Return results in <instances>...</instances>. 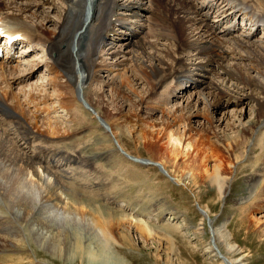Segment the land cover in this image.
I'll list each match as a JSON object with an SVG mask.
<instances>
[{
	"label": "rangeland",
	"instance_id": "obj_1",
	"mask_svg": "<svg viewBox=\"0 0 264 264\" xmlns=\"http://www.w3.org/2000/svg\"><path fill=\"white\" fill-rule=\"evenodd\" d=\"M202 1L208 4V0H192L194 3ZM225 1L229 2L228 0ZM225 1H220V7L212 3L214 4L213 7L218 6L220 11L221 9H226L227 6L224 7L226 5ZM141 2L146 7L149 6L150 9L149 11L142 10V12L139 10L141 15H144L142 16L140 25H138L139 28L136 26V23H134L135 25L131 24L132 28H135L137 32V35L131 38L133 44L127 46L125 40L112 41L110 38H107L106 41L99 45L96 55L98 66L97 68L95 66V73H98L99 76L89 83L91 102L87 100V96H83V90L74 88L73 82L68 77L67 72L64 71L67 66L61 67L57 62L58 55L56 56L54 51L43 55L44 48L40 45H36L37 51L35 53L32 52L23 58L24 65L21 68H24V70L20 74H18L17 70H14L17 73L16 78L9 79L14 83L19 81L18 79L20 78V83H15V86L23 89L21 91L26 93L27 96L25 98H28L27 100H24L25 98L22 99V102L18 101L21 107L11 100L12 94L16 91L14 87V90H11V92H6L7 87L4 86L3 81H0V87L5 89L0 90V94L2 95V101L7 106L1 107L7 115L5 117L0 116V118L6 119L5 124L1 122L3 124L1 126L5 128L4 130L11 138V141L15 145L18 143L21 148L19 150L4 148L0 153V181L7 176L9 170L16 168L19 170V165H22V162L12 164L8 157L19 155L23 158V161H26L27 158L24 155L26 152L30 160L34 162V167L27 169L24 174L26 178L24 179L26 180V184H29V187H25L24 183L19 186L24 190H27L28 187L35 193H31L30 195L37 196L35 202L45 212V215H49L51 219L58 222L73 221L75 219L74 221L79 223L78 226L85 229V231L91 229L87 232L93 233L94 231L95 234L102 235L99 229L102 228L100 225H97L93 221H91V225L82 216L83 212V215L86 214V218H91L94 215L93 209H101L103 218L106 219L109 216L112 220V229L117 231V234L126 231L129 235H132V239L136 243L135 247H129L121 241L117 234L111 240V250L117 253L118 256L123 257L127 264H228L229 255L225 251V246L213 233V228L215 229L219 226L230 236V242L234 245L232 257L239 259L240 264H264V172L260 171L264 167V158H259V156L262 157L264 155V126L259 129L260 131H257L258 133L256 132L255 139L252 138V141L255 140L253 142L254 146L262 144L263 150L259 149L254 152L251 147H248L246 150L247 155L243 159L247 160L249 158V162L253 161V165L255 161L259 164L255 176L257 184L254 189V197L245 198L243 203H247L242 205L237 204V202H240L239 200L243 195H246L245 190L248 188L249 183L247 182L248 171L237 175L235 167L239 163H235L237 166L235 164L231 166V170L229 171L231 187H229L227 195L220 197V194L209 186V181L204 174L198 176L196 185L193 184L189 170L176 166L175 160L177 163L181 162L183 160L182 157H178L175 160L174 158H160L159 153L156 151L157 148L164 146L166 141L163 134L159 131L160 122L163 118L161 112L163 108L169 110L174 115L181 113L182 115H180L184 117L173 125L180 133L185 134L183 142L190 134H195L198 129L202 128L205 135H208L227 154L228 152L224 146L222 147L220 142L216 141L214 131L216 130L221 135L227 134L229 137L234 138L237 134L236 130L242 127V123H245L254 115L256 102L253 100L239 102V100V103L236 102L237 104L235 105L227 104L223 108L215 109L214 115L211 114V116H214V124L210 125L207 122L206 115L208 114V109L210 113L213 112L210 102L213 101L214 95H207L210 89H208L205 82L190 84L191 81L183 76L177 81L175 79L166 80L165 84L168 85V88L163 86L161 87L162 90L159 87L160 94L157 100L152 103L154 109L150 108L152 104L138 105L135 103V100L139 102L142 98L146 97L147 82L144 80L136 83L135 78L131 82L128 78L132 76V71H136V67H134L136 64L139 68H146L148 72L151 70L150 62L147 61L146 57L140 55V48L136 43L140 39H143L144 42L148 40L155 43L157 37L156 35L153 36L154 32H163V34H169V38L161 37L159 39L161 42L158 41L159 43L155 44V47L159 48L158 50L163 48L159 52L157 51L158 54L161 52L165 60L166 58L172 60L170 56L167 57V53H175L174 38H171L172 32L168 30L167 23L164 24L162 19H160L161 23H159V17H156V22L159 23V26L157 25L152 28L151 26H154L151 22L153 14L152 6L148 0H141ZM251 4H255L254 1ZM54 6H57V8L54 9L53 7V9H49L48 4L46 3L45 5L46 11L48 10L46 15H53L50 16V18L53 17V21L47 24L51 29H55L54 24L57 21L59 22L63 15H65L68 2L67 0H55ZM122 9L125 10V8L118 10ZM133 10L136 11V8ZM133 10L121 11L123 13L122 18L123 15L125 17L123 18L126 21L125 24L133 23L134 18L138 17L133 15ZM204 11L206 10L204 9ZM229 12L232 13V10ZM31 14L33 15V12ZM212 14L214 15V13ZM118 15L120 14L118 13ZM77 18L76 13H69V19L71 20L69 21L68 29L66 28V33L69 36L73 32L74 23L77 21ZM113 18H116V16H113ZM262 19L264 24V16ZM201 20L203 21V18ZM209 22L210 24L215 23L212 20ZM164 25L168 29H165ZM121 29L122 31L125 30V28ZM178 30L180 31L181 27ZM193 30L189 29L186 34L187 36L184 37L187 42L194 41ZM246 30L242 28L235 35L243 39L248 31ZM207 32L208 40L220 44L223 43L222 47L226 51L228 50V58L223 64L227 66L229 64L228 67L232 68L235 65L234 56L242 50L241 47L237 44L234 45L233 36L228 34L222 35L219 31L213 32L207 30ZM209 32L214 34L210 35ZM250 34L252 33H247V35ZM68 35L66 37H69ZM205 36L206 34L202 36V39ZM66 39L69 40L70 38ZM250 39L256 41L257 46L262 45L264 49V26L260 27L254 37ZM39 42L45 43L44 41ZM62 47L66 48V45ZM186 47L184 48L187 50L182 49L184 54L181 53L183 52L181 50L176 52V55L179 53L185 57L183 62L189 63L192 60L201 64L205 62L203 53L198 52L202 46L194 47V51L196 52L193 53L191 49ZM32 48H35L33 43ZM244 50H249V48L245 47ZM148 51L153 52L151 49ZM217 53L219 54L220 52L218 51ZM65 59L68 61L71 59L67 52L65 53ZM171 60H166V63L172 64ZM261 60L264 66V55ZM256 62H259V59L252 54V60L248 64ZM174 64L179 66L178 63ZM163 65L164 67L166 66V64H162L161 66ZM185 65L188 66L187 64ZM29 66L33 68L28 69ZM55 66L58 68L57 70L54 69ZM189 68H191L190 65ZM216 71L218 72L217 74H215ZM216 71H214V75H212L213 72L209 74L211 76L207 74V77L222 86L225 84L231 87L232 82H234L233 77L225 74L223 71ZM248 71L249 75L252 73L250 76L257 75L252 68L241 70L243 73ZM152 77L154 80V75ZM189 77H192L194 82L197 79L201 80L198 76L193 77L191 75ZM112 79L118 81L121 88L126 91L129 90V93L131 92L132 101L126 102L122 99V96H119L120 98L118 99L115 97L116 94L112 89V85H108L109 80ZM241 87H243L242 84ZM166 90H169V94L167 92L163 94ZM30 91L33 92L34 97L36 95L35 98H39V106H45V110L37 112L38 108L31 100L33 96ZM251 91L257 96L260 94L258 87H252V89L248 90V92ZM70 92H72L73 96ZM263 95L260 94L262 97ZM69 97L70 99L75 97L73 103L78 108H76L77 110L74 107H68L65 103ZM223 97L220 93L217 100H223ZM15 98L18 100L17 93L15 94ZM189 102H196L195 107L192 105V109L197 110V114H192V109L190 112L188 108L185 109V106ZM87 104L96 110L97 115H94L87 108ZM50 111L54 113L52 114ZM235 111H238L240 116L236 117L234 115ZM47 113L52 115L49 116ZM20 118L23 119L26 127H28L27 129H23L27 130L26 135H23V140L20 138L21 135L16 133L14 129L16 126L11 121L19 120ZM140 118L153 121V127L149 128L155 130V134L150 141L147 140L146 144H142V141L138 139V135L136 134L138 133V127L142 128ZM132 124H135V127H137L132 131H129V128L125 131V127ZM191 125L192 127H190ZM53 129L55 130L54 132ZM111 134L118 139L117 141L120 143L121 149H118L114 145V138L111 137ZM26 136L29 138L26 139ZM36 136L39 137L35 138ZM73 140L75 141L74 143L72 142ZM152 141L153 146L150 144ZM65 143H73V146L76 148H72V150L67 149L65 145H61ZM58 145L63 149V153L57 148ZM124 154H128L129 156L133 154L138 158L146 159L145 162L150 165L132 162ZM70 156H76L78 162L75 163L76 161L72 159V163L69 160L71 159ZM150 161L162 164L169 173L165 174ZM210 163H213V161H210ZM45 179L50 180L49 184L54 183L55 180H58L60 183L56 190L57 196L43 203L39 197L44 193L45 189L47 190V184L44 183ZM0 196V238H9L10 240H6L7 242L0 240V264H83L78 259L70 260L64 256L60 258L55 252L53 253L52 248L44 246L34 232L33 234L31 232V235H29L28 233H24V231L20 232V230H17L21 227V222H17V218L13 219L15 218L14 214L6 211L1 203V198L5 202H7V199L10 202L8 188L2 184L0 185ZM77 196L85 198L82 199L85 202L81 206L78 204V201L76 202L78 200L76 199ZM251 209H253L252 212H250ZM16 211L18 210L16 209ZM249 214H251L250 218ZM5 217H10L11 219L9 218L7 221ZM251 218H256L259 224ZM139 223L152 227L153 234L149 236L143 234L137 228ZM24 224L26 225V221H24ZM30 228H32V225H30ZM18 242L20 243L18 244ZM217 249L222 252L224 257L219 255L220 251Z\"/></svg>",
	"mask_w": 264,
	"mask_h": 264
},
{
	"label": "bare ground",
	"instance_id": "obj_2",
	"mask_svg": "<svg viewBox=\"0 0 264 264\" xmlns=\"http://www.w3.org/2000/svg\"><path fill=\"white\" fill-rule=\"evenodd\" d=\"M22 1L23 0H0V20L6 23H12L14 25V26L6 25L5 26L6 30L9 32H15L17 30L23 31L24 28L26 29L24 32V37L25 39L28 40L29 43L35 40L34 37H36L35 41L38 44L40 43L39 41H44L45 42L44 44H46V50L48 52H52V51L56 52V54L58 55L57 60L59 64L62 67L67 66L64 71L67 72L68 77L73 82L74 88L77 90L78 88L83 90L82 92L83 96H87V100L90 102H91V97L89 95V87H90L89 83L94 81V79L99 76L98 73H97L98 75L95 73V66L96 68L98 66V63L96 62L97 60L96 55L98 52L97 49L99 48V45L104 41L105 38H113V37L119 39V41L125 40L127 46L132 45L133 41L131 38L132 36L135 37L137 34H136V30L134 31V28L133 29L131 28L132 27L131 24L136 23L137 25H139L141 23V19L143 18L142 16H144L141 15L142 10L149 11L150 9L149 6L146 7L145 5H143L141 0H124V1L67 0L68 7L65 9L66 11L65 15H63V17L61 18V20H59V22L57 21L58 23L56 22V24H54L55 29H51L49 26H47V24L48 23L50 24L53 21V17L50 18L52 14L50 16H48V14L46 15L48 10L46 11L45 5L47 3L49 9L51 8L53 9V7L54 9H56L57 6H54L55 0H24L23 2ZM224 1L225 0H223V2ZM238 1L245 2V0H238ZM249 1H254L257 5H259L262 8V10H264V0H249ZM148 2L152 6L151 8L153 11L152 12L153 20L151 19L152 24L158 25L159 23H161L160 19H162L164 21V24L167 23L169 28V29L166 28L164 25L165 29H168L172 32L171 38L172 39L174 38L173 45H175L174 46L175 53L172 52H169V54L167 53V57L170 56L172 60L170 58L169 59L166 58V60H171L172 64H168L169 62L166 63V60L161 55V52L160 54H158V52L163 48L158 50L159 48L155 47V44H157V42L160 41L159 39L161 37L169 38V34L166 35L165 33L163 34V32H158V31L154 32L155 30L153 31L154 32L153 36L156 35L157 37L155 39V43L153 41L150 42L148 40L147 42H144L143 39H140V41L136 43L140 48L139 50L140 55L146 57L147 61L150 62L151 70L150 72H148L146 68H141V67L139 68L136 64L134 66L136 67V71L135 70L132 71L131 74L132 76L128 78V80H131V82L134 81V78L136 83L138 82L140 83L144 80L147 82L146 84L148 87H147V91L145 92L146 97L142 98L139 102L135 100L134 101L135 103H137L138 105L152 104L157 100L158 95L160 94V88L163 86L165 88H168V85L165 84L166 80L175 79L180 76L181 77L184 76L185 78H188L191 81L190 84L205 82L206 85L208 86V89H210L207 95L208 96L214 95L213 101L210 102L211 103L210 105L213 108V112L210 113L208 109L207 110L208 114L206 115L207 122L210 125L214 124L213 121L214 116H211V114L214 115L215 109H218L220 107L223 108L227 104L235 105L241 101L249 102L253 100L256 102V108L253 113L254 115L250 117L248 121L242 123V127L236 130L237 134L234 138L229 137L227 134L221 135L220 132H217L216 130L214 131V137H216L217 139L216 141L220 142L222 147L224 146V148L228 152L227 154H225L218 147V145L215 144L216 142L212 141L208 135L207 136L205 135L204 129L202 128L198 129L195 132V134H190V136L188 135L189 137L186 136L187 138L183 142L184 140L183 137L185 134L183 135L182 132L180 133L177 129H175V127H173V125L184 117L181 116L182 115L181 113H180L181 115L180 114L174 115L169 110L163 108L161 111L163 118L160 122L161 126L159 131L160 133L163 134L166 141H165V145L162 146L161 148H157L156 151L159 153L160 158H165V159L174 158L175 160L178 157L179 158L182 157L183 160L181 162L177 163V161L175 160L176 166L179 168L189 170L190 178L193 184L196 185L198 176H200V174H204L207 180L209 181V186L212 189H215V191L218 194H220V197L227 195V191L229 187H231V183L229 180V174H230L229 171L231 170V166H233V164H235L236 162L239 163L238 166L236 165L237 163L235 164V166H237L235 167L236 173L237 175H241L244 172L246 173L248 171L247 182L249 183V186L245 190L246 195H243V197L239 200L240 202H237V204L242 205L244 203H247V202L243 203V200L245 198L254 197V193H255L254 189L256 187L255 185L257 184V179L255 176H256V171L258 170L257 166L259 163L255 161L254 162L255 164L253 165L252 164L253 161L249 162V158L247 160H243V159L247 155L246 150L248 147H251V149L254 152H256L259 149L263 150L262 144H257L254 146L253 142L255 140L252 141V138H254L255 135L258 133L257 131L264 126V95L263 97L260 96V94H264V77L262 78V76H264V66L261 60L262 56L264 55L263 46L262 45L257 46L256 41L250 39L251 34L246 35L245 38L243 37V39H241V37L239 38L236 35H232L233 34L232 30L229 29L221 30L220 28H218L219 26L217 25V23L210 24L207 18L209 16V12L213 10L212 8H214L213 7L214 4L212 3L211 4L198 3V2L194 3L192 2V0H148ZM245 3L248 4V2ZM203 6L206 7L204 8ZM226 6L229 7L228 8L229 10H232V14L235 16H237V14H241V15L245 14L243 13L244 8L239 6L238 3L234 4L229 1L228 3H226L224 7ZM121 8H125V10L128 9L133 10L134 8H136V11L133 10L134 13L133 15L138 17L134 18L135 20H133V23L127 25L124 23L122 17L116 16V18H113L112 13L113 14L119 13L122 16L123 14L122 12H115ZM204 9L206 11H204ZM139 10H141V12ZM31 12H33V15L31 14ZM70 12L73 14L76 13L78 16L77 21L76 22L74 21L75 23L71 36H69L66 33L67 32L66 28L68 27L69 21L71 20L69 19ZM130 17H134V16H130ZM156 17H159V23L156 22L155 20ZM202 18L203 21L201 20ZM24 20H29L32 24L24 23L23 22ZM257 23H258V19H254L252 25L255 26L257 25ZM121 27H125V30L119 31L118 28ZM180 27L181 30L179 31L178 29ZM165 29L163 28V30ZM189 29H194L193 32L195 39L193 42H187L184 39V37L187 36L186 34ZM206 29L211 30L213 32H217V31H219L220 33L223 32L222 34H228L230 36H233L232 39L234 38L233 39L235 42L234 45L237 44L242 49L240 50V52H238V54L234 53L235 58L231 57L234 58L235 60V65H234L235 67L231 66L232 68H230L228 67L229 64L228 66L226 64H223V62L226 61V59L228 58L227 57L228 50L226 51L222 47L223 43H221L222 44L221 45L218 42H213L208 40L207 38L208 32ZM249 33L252 32L249 31L248 34ZM205 34H206L205 38L202 39L203 38L202 36ZM209 34L211 35L214 33L209 32ZM66 35H68L69 37H66ZM45 36L47 39L46 38L44 39ZM66 38H70V39L67 40ZM61 42L63 43L59 44ZM63 45L64 46L66 45V48L62 47ZM183 46L184 47L187 46L186 48L191 49L192 53L196 52L194 51V47L202 46L198 50V52L203 53V58L205 59V62L203 64H201L200 62L196 63L193 60L189 63L183 62V60L185 59V57L182 55L184 54V51L182 49H185ZM245 47H248L249 50H244ZM149 49L153 50V52L152 51L149 52L148 51ZM170 49H172V47H170ZM178 50L183 51L181 52L182 54L178 53L176 55V52ZM218 51L220 52L219 54L217 53ZM66 52L71 58L69 61L65 59ZM224 52L225 54H223ZM252 54L258 57L259 62L248 64V62H251L252 60ZM174 63H178L179 66L175 65ZM182 63H185L188 66H186L185 64L182 65ZM162 64H166V66L165 67L164 65L161 66ZM189 65L191 66V68H189ZM251 68L253 69L254 72L257 73V75L254 74L255 76L254 75L250 76L252 73L249 75V71L246 73L241 72L242 69H251ZM216 70L223 71L225 74H228L231 77H233L234 82H232L231 87H228L225 84L222 86L217 82L210 80L207 77V74L208 76H211L209 74H212V72H213L212 75H214V71ZM17 71L18 74H20L21 70L18 69ZM217 73L218 72L216 71L215 74ZM15 74L17 73L14 70L9 71L4 66L2 65L0 66V81L4 82V86H6V82H5L6 80L8 81L9 79L16 78ZM152 75H154L155 77L154 80ZM191 75L193 77L198 76L199 78H201V80L197 79L194 82L192 77H189ZM241 84L243 85V87H241ZM108 85H112V89L115 91L116 94L115 97L117 99L120 98L119 96H122V99L126 102L133 100L130 94L131 92L129 93L128 92L129 90L126 91L125 89L121 88V85L120 83H118V81H115L114 79L109 80ZM252 87H258L260 89V94L258 96L252 91L248 92V90L252 89ZM21 90L23 89L19 88L18 90H16L12 94V98H11L12 102L17 103V106L19 107H21V105L18 103V101H21L22 99L25 98V96H27L26 93H23V91ZM168 91L169 90H166L163 94H165L166 92L168 93ZM72 92L70 93L73 96ZM16 93L18 95V100L15 98ZM220 93L224 96L223 100L220 99L217 100ZM1 96L2 95L0 94V102L4 103L2 101ZM35 97L34 96L31 97V100L36 104L38 108L37 112H39L40 110L41 111L45 110V106H39L40 104L39 98L38 97L35 98ZM73 101H75V97L73 99H70L69 97L65 103L67 104L68 107H74L76 109L77 107H75ZM192 105L193 107H195L196 102L187 103L185 109L188 108V111L190 112V110L192 109ZM150 108L154 109L153 104L150 105ZM46 111L48 112V110ZM50 112L52 113V111ZM191 113L195 115L198 113V111L192 109ZM47 114L49 116L52 115L49 113ZM93 114L97 115L96 110L93 111ZM166 114L167 116H165ZM234 115L237 117L240 116V113L238 114V111H235ZM188 120L190 121L189 117ZM140 121H142L141 124L139 122L142 128L138 127V133L136 134L138 135L137 136L138 139L142 141V144L143 143L146 144L147 140L150 141V139L154 137L155 134V130L149 128L152 126L153 121L152 120L148 121V119L146 120L145 118H140ZM14 124L17 127V128L14 127L16 133L20 134L21 135L20 138H22L23 140L24 139L23 135H26V131H27L23 129L28 128L26 127V123L23 121L22 118H20L19 120H16ZM1 125L3 124L2 123L0 124V153L3 151L4 148L11 150L21 149L18 143L16 144L17 145L16 146L11 141V138L6 134V131L4 130L5 128H3ZM107 126L109 125L107 124ZM136 127L135 124L128 125L125 127V131L128 128L130 129L129 131H132ZM190 127H192V125ZM54 131L55 130L53 129V132ZM28 135L30 134L28 133ZM105 135L107 134L105 133ZM37 137L39 136H36L35 138ZM28 138L29 137L26 136V139ZM72 142L74 143L75 141L73 140ZM73 143L72 144L65 143L61 145H65L67 149L72 150V148H76L73 146ZM150 144L153 146V141ZM57 148L60 149L61 152L63 153V149L59 147V145L57 146ZM118 149H121L120 143ZM67 153L65 154L67 155ZM24 155H26L27 158L26 161H23V158L19 155L8 157L9 161L12 164H18L19 162H22V165H19L20 167L19 170L17 168L9 170L7 176L2 178L0 181V185L2 184L3 186L8 188V198H10V202L8 199L7 202H5V200L1 198L2 200L1 203L3 204V207L6 209V211L8 212L10 211L12 214H14L15 218L13 219L17 218L16 221L21 222L22 224L21 227L16 229L20 230V232L24 231V233H28L29 235H31V232L32 234L34 232V234L37 235V238L40 240V242L44 246L52 248L53 253L55 252L60 258L64 256L70 260L78 259L79 262L80 263L82 262L83 264H127L123 257L118 256L117 253L111 250L112 247L110 243L113 236L117 234V231L112 229L113 227L111 224L112 220L109 218V216H107L106 219L103 218V214L100 211L101 209L99 210L93 209L94 215L93 217L91 216V218L90 217L86 218L85 217L86 214L83 215L84 214L83 212H82V216L84 217V220H87V222H89V224L92 225L91 221H93L97 225H100L102 228L99 229L102 235L95 234L94 231H93L94 234L91 233L90 231L87 232L88 230L91 229L85 231V229H82L78 226L79 223L77 221H74L75 219L73 221L67 220L64 222H60V221L58 222L51 219L49 215H45V212H43V210L38 207V203L35 202L37 196L33 194L30 195L31 193L34 192L31 191L30 188H28L29 184H26V180H25L26 178L24 176L25 171L29 168H33L34 162L30 160L26 152L24 153ZM125 155L129 157L128 159L132 162L141 163L143 165L148 164L147 162H145L146 159L144 160L143 158H138L133 154H131L130 156L128 154H124V156ZM256 158L257 156L255 157V160ZM259 158H264V155H262V157L259 156ZM138 160H143L144 162ZM210 161H213V163H210ZM159 168H161L160 170H165V167L162 164H160ZM260 171L264 172V167H262ZM166 172H168V170ZM47 179H45L44 181V183L47 184V190L45 189L43 194L40 193L41 196L39 197V199L43 203L51 200L52 198H54V196H57L56 190L58 189V185L60 183L58 180H55L54 183L49 184L50 180ZM172 179L174 180L173 177ZM175 182L179 183L177 181ZM23 183L25 187L28 186L27 190H24L19 186ZM78 196L76 197V199H78L76 200V202L78 201V204H80L81 206L82 203L85 202L82 199L85 198H81ZM16 209L18 211H16ZM252 210L253 209L249 211L252 212ZM250 215L251 214L248 215L249 218ZM9 218H7V221ZM251 219H253L254 222L257 223L259 222L256 218L255 219L251 218ZM24 221H26V225L24 224ZM30 225H32V228H30ZM22 226L23 229L21 230ZM137 228L145 235L149 236L153 234L152 233L153 228L144 225L142 223H139L137 225ZM213 233L214 236L222 242L223 246H225V251L229 255L228 264H240L239 259L232 257L234 253L233 250L234 245L231 244L230 236L226 233V231L223 230L221 226H219L218 228L215 229L213 228ZM117 235L125 245L129 247L136 246V243L132 239V235L131 234L129 235V233H127L126 231L119 232V234ZM0 240H5V242H7L9 238L6 239L1 237ZM20 242H18V244ZM220 253L222 254L221 251Z\"/></svg>",
	"mask_w": 264,
	"mask_h": 264
},
{
	"label": "water",
	"instance_id": "obj_3",
	"mask_svg": "<svg viewBox=\"0 0 264 264\" xmlns=\"http://www.w3.org/2000/svg\"><path fill=\"white\" fill-rule=\"evenodd\" d=\"M217 250H218V249H217ZM218 251H219V250H218ZM219 255H220V256H222V254H221V253H219Z\"/></svg>",
	"mask_w": 264,
	"mask_h": 264
}]
</instances>
